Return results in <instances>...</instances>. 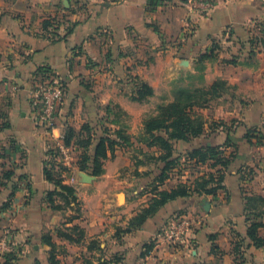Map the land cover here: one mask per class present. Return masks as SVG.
<instances>
[{"label":"crops","instance_id":"obj_1","mask_svg":"<svg viewBox=\"0 0 264 264\" xmlns=\"http://www.w3.org/2000/svg\"><path fill=\"white\" fill-rule=\"evenodd\" d=\"M200 2L210 8H201ZM146 4L0 0V236L11 233V248L0 251V264L8 258L9 264H48L47 233L66 249L69 264H84L82 257L90 264L238 261L232 235L247 234L246 220L253 211L247 199L263 198L264 209V0H171L153 12L146 11ZM187 22L193 26L190 36L184 34ZM45 71L66 87L51 130L39 124L33 107ZM187 77L200 78L197 88L207 90L223 82L224 90L197 110L205 121L203 134L172 142L174 157L213 148L228 164L188 159L186 169L170 171L160 184L155 176L161 173L157 158L162 151L147 146L144 122L158 105L174 100L173 85ZM140 82L154 92L141 103L132 100ZM161 93L165 96L157 101ZM107 107L128 115L135 126L117 131L123 140L138 144L118 146L103 162L100 179L89 183L74 165L79 212L65 226H77L84 235H73L69 242L59 237L61 228L67 232L62 227L67 215L47 200L56 190L44 175L48 151L62 143L67 128L79 134L83 125L98 118L103 122ZM79 154L73 155L74 162ZM121 170L133 171L135 182L150 181L128 183L119 177ZM202 178L213 179L208 187L215 192L176 198L130 230L131 220L149 206L156 188L171 191ZM185 215L191 219L187 238L172 248L160 238L162 228ZM260 235L264 238V230ZM248 243L244 262L254 258L255 264H264V246Z\"/></svg>","mask_w":264,"mask_h":264},{"label":"trees","instance_id":"obj_2","mask_svg":"<svg viewBox=\"0 0 264 264\" xmlns=\"http://www.w3.org/2000/svg\"><path fill=\"white\" fill-rule=\"evenodd\" d=\"M171 0H147L146 11L153 12L158 7L169 3ZM206 58V57H205ZM51 75L49 71L43 72L42 76ZM224 90L223 82H216L214 85L205 88L189 89L187 87H180L174 93V100L170 103L159 105L155 115L149 116L144 122L145 134L148 135L146 143L148 147H157L162 151V154L157 158L164 166L161 169L160 176L156 182L162 184L170 176V171L175 169L184 170L187 168L186 162L188 159L196 160L197 163L205 164L208 161L214 160L218 164H228L220 156V153L213 148H203L190 152L186 156L174 157V150L172 147L173 141H190L193 138L201 136L204 132L205 121L198 113V109L205 107L210 98H214ZM132 100L135 102H143L148 97L153 96L154 92L151 87L146 83L140 82L138 89L133 92ZM109 110V107H107ZM86 132V136L83 133ZM164 133V135H161ZM117 139L110 136H102L97 144L95 138L91 135V127L84 125L79 134L72 128H67L63 134V144L66 147L71 145L76 146L80 154L76 161V168L82 172H89L91 175L99 177L104 173L103 162L110 156L114 155L115 146H119V139L123 140L124 137L121 131L116 132ZM95 145L94 153L92 154V147ZM59 152L57 148L48 151L47 166L44 171L46 180L52 182L56 186V190L48 193L47 200L54 210H62L65 206L74 208L77 205L76 189L71 185L64 184L63 175L69 172L67 167H62L58 163ZM12 174V173H11ZM11 174L8 176L10 177ZM213 179L202 178L196 180L192 185L180 183L175 189L171 191L155 190L156 196L152 199L149 206L142 210L140 214L134 217L130 222V230L133 228L141 227L145 220L156 213L158 209L165 206L168 202L175 200L179 197H188L194 193L203 192L205 194H212L215 188H209V183ZM63 204H57L56 201ZM248 207L252 209V214H248V230L245 237L236 233V237L242 241H249V246L261 248L264 246V238L260 235L264 230V209L263 198L259 196L250 197L247 199ZM11 203V198L4 207H8ZM74 204V206H72ZM249 211V208H248ZM72 232L79 234L80 238L83 237V231L75 226L71 229ZM65 240L74 242L73 235L69 233H61ZM44 242L51 248L48 254V264H62L59 258L60 255L56 253L57 245L52 242V239L47 236ZM59 249V248H58ZM236 254V245L234 247ZM239 254V253H238ZM14 258H12L13 260ZM11 259H7L4 264H9Z\"/></svg>","mask_w":264,"mask_h":264},{"label":"built area","instance_id":"obj_3","mask_svg":"<svg viewBox=\"0 0 264 264\" xmlns=\"http://www.w3.org/2000/svg\"><path fill=\"white\" fill-rule=\"evenodd\" d=\"M199 6L201 8H210V4L204 2H200ZM192 29L193 26L187 22L184 27V34L186 36H190ZM65 95L66 87L60 79L56 78L52 74L41 76L34 93L33 107L35 118L42 127L50 130L55 127L59 109L64 102ZM56 148L59 152L58 162L69 169V172L63 175L64 184L72 186L75 182L72 169L76 164V162H74L73 155L79 151V149L74 145L66 147L63 144V141ZM190 227L191 219L189 216H178L176 220L171 221L162 228L160 238L168 246L175 248L182 245L185 241ZM10 235V231H5L0 236L1 252L10 250L11 246L8 243Z\"/></svg>","mask_w":264,"mask_h":264},{"label":"rangeland","instance_id":"obj_4","mask_svg":"<svg viewBox=\"0 0 264 264\" xmlns=\"http://www.w3.org/2000/svg\"><path fill=\"white\" fill-rule=\"evenodd\" d=\"M183 83L185 85H188L187 88L194 89V88H197V86L200 85L201 79L200 78H197V77H191V78L187 77V79H185V81H183V82H181L180 80H178L177 83L174 84L173 87H172V89H173L172 90V96L173 97H174V93L176 92V90L178 88H180V87H183L182 86ZM164 96H165V94L164 93H161L160 96H159V98L157 99V101L162 100L164 98ZM155 103H157V102H155ZM153 106L156 107V104H153ZM158 106L155 108V111L156 112H157ZM152 109L153 108L150 107V111L151 112L153 111ZM101 110L102 109H99L97 112L99 113V112H101ZM103 111L106 112V114L108 115V117H106L103 114V122L101 121V118H98V119L95 118L97 120H95L94 122L85 124V125H88V126L91 127V135H92V137L95 138V143L96 144H97V142L99 141V139L102 136H105V137L110 136L113 139H117L116 132H117L118 128L119 129H122V130H125V132H126V130H127L128 127L130 128V127H134L135 126L134 123H132V120L128 117V115L123 110H121L118 107L109 108V110L104 109ZM156 112H155V114H156ZM106 118H108L107 121H106ZM83 135L86 136L87 135L86 132L83 133ZM117 142H118V145L119 146L121 144H125V145H128L129 144L132 147V145H135V144L137 145L138 144V143H136V141L132 142L129 139H127V140H119ZM138 142L140 143V141H138ZM117 148H118V146H115V152L117 151ZM115 152H114V154H115ZM59 164H61V163H59ZM61 166L64 167L62 164H61ZM163 166H164V164L161 162V168H159L158 170H161L163 168ZM80 172L82 173V171H80ZM83 173L88 174L89 176L92 177L89 180V182L95 181L97 178L100 179V176L99 177H94L89 172H83ZM134 175H136V174H134V172L133 171H130V170H128V171L127 170H125V171H122L121 170L120 173H119V177L122 178V179L124 178L128 183H149V181H150V179L149 180L146 179V180H143V181H136L135 182V180H133ZM159 176H160V173L157 171L155 177L158 178ZM140 178H142V177H140ZM89 182L87 181V183H89ZM143 190L144 189H142V191ZM70 209H72V207L65 206L63 208V210H57L56 211V212L62 213L64 216L67 215V216L64 217V219L67 218V221L62 222V227H64L67 230V232L66 231H62L61 229H63V228L60 229V232L61 233H64V234L65 233H69L71 235H74L76 237V239H77V238H79V234L76 233V231L75 232H72L71 231L72 225L70 226V228H66L65 225L71 224V220H72L71 218H72V216H74V214L75 215L77 214V211H78L79 208L78 207H74L72 209V210H75V213H73V212L70 213V211H69ZM177 217H175L173 220H176ZM68 229H70V230H68ZM44 235H45V237L49 236L52 239V242H53V237L51 236V233H47V234H44ZM59 237L62 238L63 236H60V233H59ZM232 240H233V243L236 245V255L238 256V259H237L238 261L235 262L234 264H246L244 262V259H243L244 258V254L247 252V250H246L247 249V247H246V241L244 242L240 238L236 237V233H234L232 235ZM57 247L59 249L57 248L56 253L58 255H60L59 258L61 260V263L62 264H69L68 262L65 261V258H67V256H68V253H67L66 249H64V248H62L61 246H58V245H57ZM92 248H94V250L96 249L95 244L92 245ZM50 250H51V248H50ZM82 258H83L82 260H83V263L84 264H90L91 263L90 260H87L84 257H82ZM253 259H249V260H246V261H248L249 264H255V262L253 261Z\"/></svg>","mask_w":264,"mask_h":264},{"label":"water","instance_id":"obj_5","mask_svg":"<svg viewBox=\"0 0 264 264\" xmlns=\"http://www.w3.org/2000/svg\"><path fill=\"white\" fill-rule=\"evenodd\" d=\"M80 176L87 182H89V180L92 178L91 176H89L88 174L85 173H80ZM209 207V204L207 203L205 205V209H207Z\"/></svg>","mask_w":264,"mask_h":264}]
</instances>
